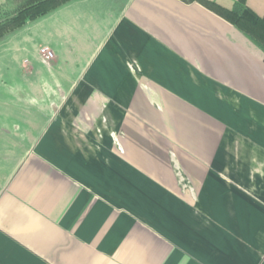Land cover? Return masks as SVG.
<instances>
[{
  "label": "crops",
  "instance_id": "obj_1",
  "mask_svg": "<svg viewBox=\"0 0 264 264\" xmlns=\"http://www.w3.org/2000/svg\"><path fill=\"white\" fill-rule=\"evenodd\" d=\"M0 264H264L262 50L180 0H70L3 36Z\"/></svg>",
  "mask_w": 264,
  "mask_h": 264
},
{
  "label": "trees",
  "instance_id": "obj_2",
  "mask_svg": "<svg viewBox=\"0 0 264 264\" xmlns=\"http://www.w3.org/2000/svg\"><path fill=\"white\" fill-rule=\"evenodd\" d=\"M70 0H0V39L6 34L55 10ZM197 2L212 10L258 46L264 53V12L259 13L248 0H235L231 7L215 0H180Z\"/></svg>",
  "mask_w": 264,
  "mask_h": 264
},
{
  "label": "built area",
  "instance_id": "obj_3",
  "mask_svg": "<svg viewBox=\"0 0 264 264\" xmlns=\"http://www.w3.org/2000/svg\"><path fill=\"white\" fill-rule=\"evenodd\" d=\"M39 54H40L41 58L45 61H47L53 57V52L51 50H49L47 47H41L39 49Z\"/></svg>",
  "mask_w": 264,
  "mask_h": 264
},
{
  "label": "rangeland",
  "instance_id": "obj_4",
  "mask_svg": "<svg viewBox=\"0 0 264 264\" xmlns=\"http://www.w3.org/2000/svg\"><path fill=\"white\" fill-rule=\"evenodd\" d=\"M169 132V134H167L166 135V138L168 137V138H171L172 136H173V131H168ZM148 133H149V131H148ZM154 134V133H153ZM155 136V135H154ZM152 137H153V135H152ZM185 141H187L186 139H185ZM160 146H158V148H159ZM173 148H174V146H172Z\"/></svg>",
  "mask_w": 264,
  "mask_h": 264
}]
</instances>
